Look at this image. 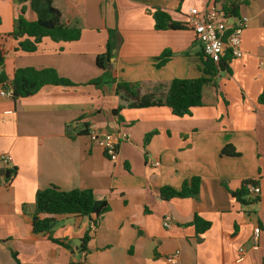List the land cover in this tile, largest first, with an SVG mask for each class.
<instances>
[{
    "label": "crops",
    "instance_id": "0c3cea01",
    "mask_svg": "<svg viewBox=\"0 0 264 264\" xmlns=\"http://www.w3.org/2000/svg\"><path fill=\"white\" fill-rule=\"evenodd\" d=\"M227 1L54 0L63 22L79 26L81 37H44L27 52L17 49L20 39L7 35L20 5L0 0V45L6 50L0 72L7 75L0 90H11L16 70L24 67L53 68L75 84H48L19 99L0 96V154L12 156L9 168L0 162V264H173L174 254L176 264H264V0H238L239 15L247 18L243 54H228L230 71H219L205 85L203 105L189 115L176 116L168 106L128 107L115 85L88 83L103 75L96 59L106 50L109 28L121 38L111 60L117 81L139 82L142 93L160 95L175 78L202 77L205 57L193 28L157 30L152 12L160 7L187 23L191 7L223 8ZM26 5V17L36 20ZM235 23L237 17L228 18L229 26ZM167 49L171 56L157 66ZM93 125L100 134H128L116 160L93 139ZM150 132L156 133L146 141ZM226 144L238 154H222ZM193 176L201 178L196 197H161L162 187L179 189ZM248 179L261 193L246 205L232 192ZM50 185L91 188L110 209L94 227L88 216H57L52 235L68 246L57 243L32 225L36 192ZM197 215L211 223L201 234L193 224ZM166 216L173 220L169 227Z\"/></svg>",
    "mask_w": 264,
    "mask_h": 264
},
{
    "label": "trees",
    "instance_id": "16d2710c",
    "mask_svg": "<svg viewBox=\"0 0 264 264\" xmlns=\"http://www.w3.org/2000/svg\"><path fill=\"white\" fill-rule=\"evenodd\" d=\"M20 5V12L15 19L14 28L7 35L19 41L17 49L27 52L36 51L38 44L44 37H50L55 41H73L81 37V28L77 25H67L62 20V13L54 4V0H16ZM27 2L36 13V20H29L26 17ZM240 4L238 0H228L224 3L223 9L228 16L238 17ZM155 29H186L192 28L189 24L174 20L169 12L156 7L152 12ZM109 36L105 52L97 56V65L104 70L103 75L89 81L96 87L103 85H115V92L123 96L128 107H149L168 106L176 116L183 117L191 113L192 108L203 105V89L206 84L213 82L218 72L229 70V55L226 54L220 61L214 62L204 56V75L195 79L175 78L166 92L156 95L155 93H142L139 82L117 81L111 70V60L114 57V50L119 47L121 40L117 29L109 28ZM170 50H165L161 56V61L157 66L164 65L171 56ZM6 50L0 45V66H4ZM7 80V75L2 68L0 72V82ZM75 85L66 77L60 76L53 68L36 69L34 67H24L16 70L11 81L12 98L19 99L28 97L39 92L45 85ZM259 101L264 103V90L259 97ZM123 104L113 112L118 113ZM84 132H88L87 129ZM156 132L146 135V141ZM222 154L237 155L235 148L231 144H226L221 151ZM201 178L193 176L184 181L181 188L165 186L161 188L160 194L163 199L196 197L200 191ZM249 184H255L254 180L248 179L245 188L232 194L242 203L248 205L259 201L258 195L252 197L247 190ZM110 205L107 199L99 198L91 188H76L64 190L56 185H50L39 189L35 195V208L32 212L33 231L36 234L46 233L49 237L62 245L68 246L62 239L54 238L52 233L57 223L56 217L59 215L88 216L97 223L104 213L109 211ZM193 224L198 234L207 231L211 223L200 216H195ZM90 240L88 234L82 238L81 249L86 250Z\"/></svg>",
    "mask_w": 264,
    "mask_h": 264
},
{
    "label": "built area",
    "instance_id": "2783aa9c",
    "mask_svg": "<svg viewBox=\"0 0 264 264\" xmlns=\"http://www.w3.org/2000/svg\"><path fill=\"white\" fill-rule=\"evenodd\" d=\"M228 14L222 7H209L201 10L198 7H191L187 17V24H189L197 37V40L202 46L204 56L212 59L214 62L220 61L226 54L231 57H241L242 50V33L247 24L245 16L237 17V23L232 26L228 25ZM264 63V61H263ZM0 96L12 97L11 90H0ZM91 135L101 144L107 156L112 159H117V147L122 140L128 139V134L122 131L107 132L100 134L96 126L91 127ZM12 156L10 154H0V162L4 167H10ZM249 193L259 195L261 188L259 185L249 184L247 186ZM170 216L165 217L164 225L169 227L172 223ZM95 223H93V226ZM261 228L256 226L253 231V247L258 248V239ZM241 254H244V249H241ZM173 264L177 263V254L169 258Z\"/></svg>",
    "mask_w": 264,
    "mask_h": 264
},
{
    "label": "water",
    "instance_id": "95a60500",
    "mask_svg": "<svg viewBox=\"0 0 264 264\" xmlns=\"http://www.w3.org/2000/svg\"><path fill=\"white\" fill-rule=\"evenodd\" d=\"M6 171V173L8 174V176L11 174V170L10 169H7V170H5Z\"/></svg>",
    "mask_w": 264,
    "mask_h": 264
}]
</instances>
